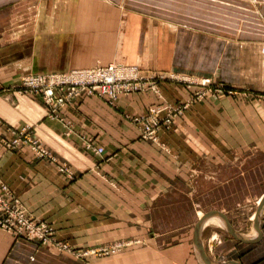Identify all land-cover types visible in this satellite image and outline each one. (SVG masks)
Returning a JSON list of instances; mask_svg holds the SVG:
<instances>
[{
  "label": "crops",
  "instance_id": "crops-1",
  "mask_svg": "<svg viewBox=\"0 0 264 264\" xmlns=\"http://www.w3.org/2000/svg\"><path fill=\"white\" fill-rule=\"evenodd\" d=\"M175 1L0 0V182L28 214L44 220L55 238L74 250L16 237L0 227V264H202L193 234L208 211L204 199L221 200L218 215L206 213V219L227 221L255 238L242 241L221 224H204L200 238L210 263L264 264V205L258 233L253 223L264 192L253 197L257 206L247 223L237 219L245 210L240 202L224 205L229 198H248L245 160L232 156L264 152V105L256 98L262 93L255 84L251 103L230 97L198 103L191 101V91L163 81L158 93L131 92L113 105L81 95L52 118L37 96L15 87L24 73L115 61L136 64L142 73L200 70L182 64L177 39L186 29L175 24L190 16L187 10H170ZM24 7L35 12L28 33L15 25ZM235 51L240 56L245 48ZM219 54L216 70L205 72L225 84L247 85L240 71L235 77L228 73ZM187 99L183 116L161 129L157 142L141 138L129 120L149 107ZM25 123L72 176L59 172L56 162L35 157L28 146H6L10 132ZM86 143L103 148L102 154ZM234 183L239 185L234 188ZM119 240L129 245L116 254L94 252ZM91 248L87 256L78 253Z\"/></svg>",
  "mask_w": 264,
  "mask_h": 264
},
{
  "label": "rangeland",
  "instance_id": "rangeland-1",
  "mask_svg": "<svg viewBox=\"0 0 264 264\" xmlns=\"http://www.w3.org/2000/svg\"><path fill=\"white\" fill-rule=\"evenodd\" d=\"M182 3H188L191 4V6L184 5V7H180V4ZM173 4L174 5L169 8L170 10L175 12H179L178 10L180 9L187 10L185 13L190 16V21L175 24L180 25L183 29H186V32L182 30L180 33H178V35H183V37L177 39V46L181 50L182 64L185 66H192L200 70H167L142 73L139 66L136 64H128L124 61H115L105 65L88 66L85 68H72L69 70L49 71L44 73H24L21 74L18 83L15 84L17 85L15 86L17 87L16 89L23 94L37 96L44 105L46 114L52 118L55 116L54 114H58L59 109H61L65 104L61 106L46 104L43 99V95L40 92H31L26 89L25 86H23L21 81L22 77L35 75L69 76L72 75V72L77 70L91 68L104 69L107 68L108 65L113 64L115 66H119L120 69L129 70L128 73H124L128 75H122V77L118 78L121 80L120 83L127 82L125 80L128 77L133 76L138 78V80L140 79L139 81L142 82L141 84H143L141 86H146L143 89L134 90L132 92L145 91L154 93L150 86L147 85L151 82L153 84L156 83V88L159 92V84L165 81L176 83L177 85L182 86L184 89L191 91L190 99L192 102L199 103L206 99L230 97L233 100L238 99L243 102L251 103V101L254 99V93L251 90V87L254 86L253 84H255L256 89L260 90L262 93L261 97L256 98L260 99L264 105V0H177L173 2ZM33 13L35 12H33V9L31 10L30 7L22 8V17L18 18L15 24L18 31H26L27 33L31 31L33 24L30 19V15ZM191 34L194 35L193 38L189 36ZM235 47H244L245 53L240 56L236 55ZM220 51L223 52L221 57L224 61V68L230 70L228 73L232 76L236 74L235 70L240 71L241 75L243 73L242 77L247 80V85H236L235 83L225 84L215 80L213 78L215 75L205 72L216 70V62L220 55ZM129 74L131 76H129ZM205 78L209 79L210 81L204 84L202 83V80ZM249 84L252 85L249 86ZM128 93L121 92L118 96L126 95ZM59 95L61 94H55V96ZM115 101L110 105H113ZM189 102L190 100L187 99L180 104L173 105L182 106L178 114H162L163 112H161V114H149L151 108L149 107L146 113L129 116V120L139 129L141 138H143L141 135L143 127L149 128L150 125L156 127L155 137L158 140L160 130L163 128L169 129L174 126V124L177 122V119L183 116L182 112H184L187 106H189ZM162 107L164 106L159 108ZM32 128L33 127L25 123L16 130L11 131L9 139L6 140V146L10 149L17 148L19 145L28 146L32 154L35 157L40 158L30 147L32 143H35L36 147L38 146L43 150H46V152L51 155L40 138L34 134V130ZM143 139L157 142L147 138ZM99 147L100 146L94 147L91 146L90 143H86V148L91 149L95 154H102L103 148L101 153L97 152ZM232 157L245 160V167L243 169L246 171V182L243 187L245 194L248 195V198L246 200H243V198H229L224 200V205L227 204L228 206L233 207L238 202H240L242 206H245V210L244 214L239 215L237 219L239 220L240 224L247 223L252 212L255 211L254 209L257 206V198L253 197L264 192V152L246 151L235 154ZM43 159L48 158L45 157ZM52 159H54L53 161L56 162L55 164L59 172L65 173L68 176H72V173L69 171V167L66 163L60 162L53 157ZM52 159L49 158L48 160L52 161ZM259 176L260 182H257ZM238 185L239 183H234L233 186H231L236 188ZM3 197L7 204L8 202L14 203L18 207L22 208L27 219L30 218L31 221H34L38 224H47L44 220L28 214L19 201L12 198L9 191L5 195L3 194ZM201 202L208 210L207 212H204V215H207L206 213H211L213 211H215L213 215H218L216 212L219 211L217 207L221 204V200L204 199L201 200ZM211 205H213L214 208L213 210L209 211L208 208L211 207ZM169 218L173 220V214H171ZM15 236L24 238L23 236ZM40 243L44 244L42 242ZM127 245H129V240H119L118 242L109 244L107 246L94 248L95 251L93 248H91L78 253L80 256L82 253H85L83 255L87 256L91 254V251H94L95 253L104 257L120 252ZM72 252H74V250H72Z\"/></svg>",
  "mask_w": 264,
  "mask_h": 264
},
{
  "label": "built area",
  "instance_id": "built-area-1",
  "mask_svg": "<svg viewBox=\"0 0 264 264\" xmlns=\"http://www.w3.org/2000/svg\"><path fill=\"white\" fill-rule=\"evenodd\" d=\"M119 66L113 64L108 65L107 68H91L83 69L72 72V75L66 76H53V75H35L22 77L21 81L23 86L31 92L41 93L46 104L61 106L67 103L69 100L74 99L81 95H93L97 96L112 104L117 96L121 93H128L134 90L143 89L146 86H141L142 82L136 77H128L125 81L120 83V77L122 75H128V69H120ZM129 76H131L129 74ZM118 79V80H117ZM209 79L202 80V83H208ZM152 91L158 93L156 83L152 82L147 84ZM59 91V92H58ZM61 91V92H60ZM56 93L61 95L55 96ZM56 102V104H55ZM188 103V102H186ZM56 107V106H55ZM182 106L166 105L162 108L151 107L149 114H178ZM156 127L150 125L149 128H142L141 135L143 138L157 141L155 137ZM159 128V127H158ZM148 136V137H147ZM40 158H50V155L46 150L40 147H36V144L30 145ZM97 152L101 153L102 148L99 147ZM54 159H52L53 161ZM8 192L6 185L0 182V227L4 230L11 231L15 235L23 236L27 240H38L44 244L51 245L58 250L70 251L72 249L60 242L54 237L53 229L48 224H38L31 221L30 218L25 217V213L22 208L18 207L14 203H9L4 200L3 194ZM85 253H82V255ZM80 255V254H79Z\"/></svg>",
  "mask_w": 264,
  "mask_h": 264
},
{
  "label": "water",
  "instance_id": "water-1",
  "mask_svg": "<svg viewBox=\"0 0 264 264\" xmlns=\"http://www.w3.org/2000/svg\"><path fill=\"white\" fill-rule=\"evenodd\" d=\"M264 205V194L262 195L261 197V200L260 202L258 203V206H257V210L255 212V216H254V228H255V231L258 233L259 231V224H260V217H261V211H262V207ZM209 214L207 215H203V217L199 218L195 227H194V234H193V239H194V244H195V247L199 253V256H200V259L202 261V264H211L210 261L208 260V258L206 257L205 253H204V250H203V247H202V244H201V238H200V234H201V230L203 228V225H204V220L209 217L208 216ZM221 225L224 226V228L232 235L234 236L235 238H238L239 240H242V241H252L254 240L255 238H247L246 236L238 233L237 231H235V229L227 222V221H224L222 220L221 221Z\"/></svg>",
  "mask_w": 264,
  "mask_h": 264
},
{
  "label": "bare ground",
  "instance_id": "bare-ground-1",
  "mask_svg": "<svg viewBox=\"0 0 264 264\" xmlns=\"http://www.w3.org/2000/svg\"><path fill=\"white\" fill-rule=\"evenodd\" d=\"M260 200H261V199H260ZM260 200H259V202H260ZM204 221H205V222H204L205 225H207V224H209V223L221 224V221H220V220H216V219H205Z\"/></svg>",
  "mask_w": 264,
  "mask_h": 264
}]
</instances>
